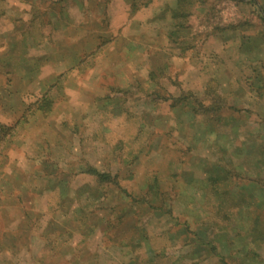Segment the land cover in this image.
Returning a JSON list of instances; mask_svg holds the SVG:
<instances>
[{
    "label": "rangeland",
    "instance_id": "rangeland-1",
    "mask_svg": "<svg viewBox=\"0 0 264 264\" xmlns=\"http://www.w3.org/2000/svg\"><path fill=\"white\" fill-rule=\"evenodd\" d=\"M0 237V264H264V0H0Z\"/></svg>",
    "mask_w": 264,
    "mask_h": 264
},
{
    "label": "trees",
    "instance_id": "trees-1",
    "mask_svg": "<svg viewBox=\"0 0 264 264\" xmlns=\"http://www.w3.org/2000/svg\"><path fill=\"white\" fill-rule=\"evenodd\" d=\"M3 157H6V156H3ZM87 172L93 174L96 178L98 177L99 182H101L102 184H108V185L114 184L119 190L120 194L124 196V198L127 199L132 204L144 205L146 201L150 202L149 200H146L143 192L136 194L130 190L128 191V189L126 188H123L121 181H119V177H120L119 174L112 175L111 173L98 172L97 170L91 167L88 168ZM1 244L5 245L4 249L8 248V250L5 249L4 254L5 253L11 254L12 253L11 249L16 246V243L11 244V243L4 242L3 237H0V245ZM6 244H9V245H6Z\"/></svg>",
    "mask_w": 264,
    "mask_h": 264
}]
</instances>
